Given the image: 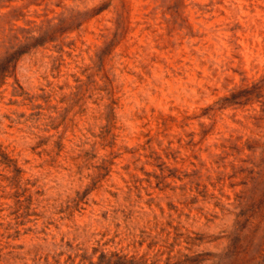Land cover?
I'll list each match as a JSON object with an SVG mask.
<instances>
[{"label":"rangeland","instance_id":"374dc122","mask_svg":"<svg viewBox=\"0 0 264 264\" xmlns=\"http://www.w3.org/2000/svg\"><path fill=\"white\" fill-rule=\"evenodd\" d=\"M0 264H264V0H0Z\"/></svg>","mask_w":264,"mask_h":264}]
</instances>
